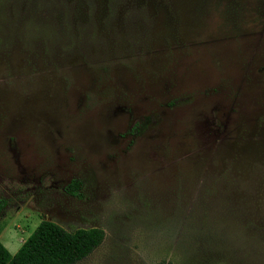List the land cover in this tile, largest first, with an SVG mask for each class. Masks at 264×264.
Here are the masks:
<instances>
[{"label": "rangeland", "instance_id": "374dc122", "mask_svg": "<svg viewBox=\"0 0 264 264\" xmlns=\"http://www.w3.org/2000/svg\"><path fill=\"white\" fill-rule=\"evenodd\" d=\"M43 219L104 229L77 264L203 224L264 264V0H0V242Z\"/></svg>", "mask_w": 264, "mask_h": 264}, {"label": "trees", "instance_id": "16d2710c", "mask_svg": "<svg viewBox=\"0 0 264 264\" xmlns=\"http://www.w3.org/2000/svg\"><path fill=\"white\" fill-rule=\"evenodd\" d=\"M73 187V184L70 185ZM187 230L179 242L186 244L180 259L162 260L161 264H222L226 242L222 235L205 228ZM105 231L98 226L67 230L43 219L14 254L0 242V264H77L89 257L104 241ZM116 256L111 258L117 262Z\"/></svg>", "mask_w": 264, "mask_h": 264}]
</instances>
